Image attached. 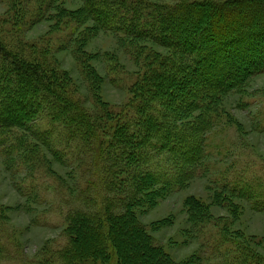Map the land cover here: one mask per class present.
<instances>
[{"label":"rangeland","instance_id":"1","mask_svg":"<svg viewBox=\"0 0 264 264\" xmlns=\"http://www.w3.org/2000/svg\"><path fill=\"white\" fill-rule=\"evenodd\" d=\"M83 8L81 0H0V43L18 58L40 66L50 82H57V94L91 118L103 115L99 105L113 117L105 130L98 126L89 147L79 144L77 134L68 142L65 135L56 138L59 143L52 146L42 144L31 130L6 133L0 146V264H67L61 254L74 233L68 229L71 217L84 213L102 218L107 199L116 196L108 197L105 178L101 193L96 190L94 143L95 149L102 146L103 158L121 123L127 121L134 128L141 114L138 108L148 106L149 112L160 116L167 94L156 90L155 81L167 64L181 63L179 54L159 47L149 36L99 29ZM188 101L189 96L184 102ZM208 108L214 119L204 134L206 167L181 169L148 149L151 161L146 160L144 169L161 180L170 178L173 186L170 195H157L146 203L138 220L177 264H227L229 253L224 249L232 251L227 237L256 248L264 258V211L256 212L249 202L234 196L221 202L219 191L222 183L240 179L264 189V74L217 96ZM202 116L198 110L183 117L172 114L174 129L192 133ZM46 122L35 121L34 129ZM186 202L199 204L210 215L192 225ZM161 222L168 225L161 227ZM117 261L112 254L105 264Z\"/></svg>","mask_w":264,"mask_h":264},{"label":"trees","instance_id":"2","mask_svg":"<svg viewBox=\"0 0 264 264\" xmlns=\"http://www.w3.org/2000/svg\"><path fill=\"white\" fill-rule=\"evenodd\" d=\"M81 1L86 17L99 29L135 38L149 36L159 47L179 54L181 63H169L165 71L154 76L156 90L167 94L160 116L149 112L148 106L138 108L141 114L133 122L134 128L130 129L127 121L121 123L113 134L110 152L108 149L103 158L102 146L95 149L94 143L93 163L101 178H97L96 190H101L105 178L108 197L116 196L107 199L102 218L84 213L71 217L68 229L74 233H70L69 245L61 256L67 264H105L112 254L117 256V264H177L138 220L146 203L153 202L157 195H170L173 186L170 178L161 180L144 169L146 160L151 161L148 149L154 156L165 155L181 169L206 167L204 134L214 119L208 110L210 102L238 89L250 77L264 74V0ZM56 84L46 78L40 66L18 58L0 43V146L6 133L23 129L31 130L42 144L56 146V138L65 135L66 140L77 134L79 144L89 147L98 126L105 130L113 121L104 105H99L103 115L96 113L91 118L75 102L58 95ZM169 98H174L172 103ZM197 110L203 116L194 132L174 129L172 114L183 117ZM43 119L46 124L36 131L34 122ZM219 191L221 202L227 195L234 196L249 202L252 210L264 211V189L255 182L240 179L222 183ZM185 207L192 225L210 215L195 202H186ZM167 225L161 222V227ZM151 228L155 231L156 223ZM225 241L232 250L224 249L229 253L227 264H264L256 248L236 238L227 237Z\"/></svg>","mask_w":264,"mask_h":264}]
</instances>
